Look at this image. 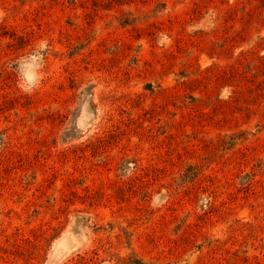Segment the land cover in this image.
<instances>
[{"label": "rangeland", "instance_id": "374dc122", "mask_svg": "<svg viewBox=\"0 0 264 264\" xmlns=\"http://www.w3.org/2000/svg\"><path fill=\"white\" fill-rule=\"evenodd\" d=\"M0 264H264V0H0Z\"/></svg>", "mask_w": 264, "mask_h": 264}]
</instances>
